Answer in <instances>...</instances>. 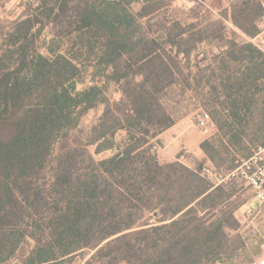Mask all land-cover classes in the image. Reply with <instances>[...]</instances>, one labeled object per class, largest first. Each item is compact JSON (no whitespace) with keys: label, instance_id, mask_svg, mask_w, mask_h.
Returning <instances> with one entry per match:
<instances>
[{"label":"trees","instance_id":"16d2710c","mask_svg":"<svg viewBox=\"0 0 264 264\" xmlns=\"http://www.w3.org/2000/svg\"><path fill=\"white\" fill-rule=\"evenodd\" d=\"M71 2L40 0L21 24L27 33L41 18L46 23L39 31L57 26ZM135 2L142 4L138 12L131 7ZM76 4L68 33L72 48H62L60 33L47 44V54H30L22 42L19 66L0 69V264L71 263L84 249L95 250L86 264H205L223 258L227 229L237 224L240 206L229 203L238 191L235 177L217 184L200 174L203 165L163 164L151 153L152 139L176 122L164 94L190 89L192 79L201 85L183 70L215 31L208 35L210 29L178 19L150 29L145 18L159 10V0ZM263 13L261 1H246L235 22L255 37ZM232 49L229 59L248 62L246 68L232 72L223 62L224 75L216 79L212 69L204 81L208 92L220 88L225 98L214 101L210 113L215 137L200 144L208 165L223 177L264 146V53L252 42ZM82 52L95 54L105 81L79 91ZM109 83L118 86L120 100L108 96ZM98 104L105 109L88 144L96 145V153L113 154L96 160L85 146L63 142L51 182L44 183L57 142Z\"/></svg>","mask_w":264,"mask_h":264},{"label":"rangeland","instance_id":"374dc122","mask_svg":"<svg viewBox=\"0 0 264 264\" xmlns=\"http://www.w3.org/2000/svg\"><path fill=\"white\" fill-rule=\"evenodd\" d=\"M40 0H0V56H10V58L0 61V69L10 67L15 69L19 66L21 53L25 50L20 48V44L29 45L28 51L41 52L47 54V44L57 35L62 37L58 39L63 49H70L73 45V39L68 34L73 30L74 21L72 15L73 7L77 4V0L71 2L69 7L71 11L58 20L57 26L53 24H45L44 28L39 31L42 23H46L45 18L42 23H37L34 28L27 33L25 25L21 21L31 13L32 9L38 5ZM97 1V0H96ZM99 1V0H98ZM246 1L251 0H159V10L145 18L146 25L153 30H160L164 25L174 19L181 20L185 25L190 23H198L200 29H210L215 31L214 36L201 42L191 56L190 65L183 70L184 77L191 71L193 76H197V80L201 81V85L194 84L190 89H182L174 87L172 90L164 94V99L172 113L175 115L176 122L168 129L164 130L162 136H157L151 141V153L155 155L160 163H169L179 161L185 165L189 157L195 160L197 167L210 164L209 160L196 155L193 147L192 134L196 136L194 139H210L215 137L217 129L211 135L201 132L197 127L196 121L202 110H205L213 116L215 112L214 101L222 102L225 98L221 93V89L217 88L213 93L208 92L207 86L204 84L211 70H215V77H222L224 72L219 70L220 65L224 62L226 67L232 71H242L248 65L246 61H232L228 57V52L232 51L234 44L242 45L244 43H254L259 51L264 53L261 43V30L258 22L259 33L255 37L249 36L235 22V12L244 6ZM261 1L264 4V0ZM132 9L138 12L142 4L135 2ZM194 9V10H193ZM260 21V20H259ZM254 31L253 28H250ZM14 33V35H10ZM211 35V34H210ZM236 54L243 56L244 52L236 50ZM82 74L78 83L77 90H82L95 81L102 85L105 81L104 73L101 68H96L97 59L92 52H82ZM199 65V68L196 66ZM209 69V70H207ZM191 76V75H190ZM194 78V79H195ZM96 79V80H94ZM107 94L112 101H118L121 93L118 86L113 83L107 84ZM104 104H98L96 107L88 110L80 119L79 126L69 131L66 138L57 142L54 152L49 161V165L45 172L44 183L51 182L53 168L56 164V158L60 152L62 143L66 142L75 146H85L90 154L96 160L107 158L113 154V150H106L96 153V145L88 144L89 135L92 127L99 121L103 111ZM162 132V133H163ZM183 132V133H182ZM182 133L176 142V146L172 142V136L175 137ZM161 134V133H160ZM124 138V132L117 134V142L121 143ZM158 144V149H153V144ZM172 143V144H171ZM187 147L189 153L182 160H179L183 147ZM177 151V157L174 153ZM204 153V152H203ZM188 166V165H187ZM194 168V169H196ZM217 183V180H213ZM223 183V182H222ZM233 183L238 191L231 198L229 203L240 204L234 211L237 224L233 228L227 229L229 242L228 254L217 261H208L205 264H245L260 257L263 253L264 246V202H260L254 194L253 189L245 183L241 178L235 177ZM30 241V245H32ZM29 248V246H26ZM95 250L84 249L78 252L71 263L65 264H86V261L92 256ZM17 263L13 260L12 264ZM98 264V263H95Z\"/></svg>","mask_w":264,"mask_h":264},{"label":"built area","instance_id":"2783aa9c","mask_svg":"<svg viewBox=\"0 0 264 264\" xmlns=\"http://www.w3.org/2000/svg\"><path fill=\"white\" fill-rule=\"evenodd\" d=\"M259 27L261 30V43L264 49V13L260 18ZM196 125L202 133L207 135H211L216 128L212 116L205 110H202L199 114ZM153 149H158V144H153ZM181 152L182 153L179 156V160H182L184 157H186V155L189 153V150L184 146ZM200 174L206 178L217 180V184L226 181L230 176L241 178L253 189L255 197L260 202H264V146L256 150L249 159L243 161L239 167H237L230 175L226 177H223L208 164H205L201 167ZM245 264H264V246L263 253L260 257Z\"/></svg>","mask_w":264,"mask_h":264},{"label":"crops","instance_id":"0c3cea01","mask_svg":"<svg viewBox=\"0 0 264 264\" xmlns=\"http://www.w3.org/2000/svg\"><path fill=\"white\" fill-rule=\"evenodd\" d=\"M183 133V132H182ZM182 133H179L177 136H175V137H173L172 136V142H173V144H174V147L176 146V143H174V142H176V141H174V140H177L179 137L178 136H180ZM164 134V132L163 133H161V134H159V136H162ZM192 138H193V144H194V147H193V149H194V151H195V153H196V155L197 156H199V157H204V153H203V151L201 150V148H200V144H201V142L203 141V139H194V138H196V136L194 135V134H192V136H191ZM172 144V143H171ZM178 149H176V151H175V153H174V157H177V151ZM186 164L189 166V167H191V168H196L197 167V164H196V162H195V160H193V158L192 157H189L188 159H187V161H186Z\"/></svg>","mask_w":264,"mask_h":264}]
</instances>
